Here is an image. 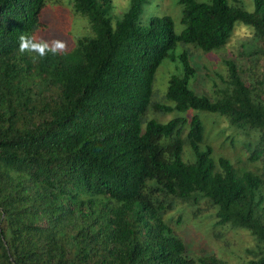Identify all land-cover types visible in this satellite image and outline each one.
<instances>
[{
  "label": "trees",
  "instance_id": "1",
  "mask_svg": "<svg viewBox=\"0 0 264 264\" xmlns=\"http://www.w3.org/2000/svg\"><path fill=\"white\" fill-rule=\"evenodd\" d=\"M145 1L113 21L111 0H71L93 36L34 62L18 37H37L46 0H0V264H229L188 256L165 218L178 204H203L216 227L248 231L247 264H264V0L251 13L227 0H179L180 33L168 16L143 26ZM236 23L253 29L248 65L225 61L210 96L196 94L184 47L218 50ZM165 60L181 73L153 102ZM188 110L225 117L244 145L255 139L249 168L201 149L197 115L148 117Z\"/></svg>",
  "mask_w": 264,
  "mask_h": 264
},
{
  "label": "rangeland",
  "instance_id": "2",
  "mask_svg": "<svg viewBox=\"0 0 264 264\" xmlns=\"http://www.w3.org/2000/svg\"><path fill=\"white\" fill-rule=\"evenodd\" d=\"M179 0H146L142 6L140 22L143 26L148 24L151 16H168L173 21V28L176 33L183 29L181 15L183 7ZM207 2L209 0H196ZM231 5H240L247 12H253V0H227ZM236 1V2H235ZM112 8L109 16L112 20L119 19L130 7L131 0H111ZM44 27L36 32L37 38L45 39L60 38L66 41L67 49L71 50L76 40L83 37H92V31L87 20L72 12L71 0H46L45 6L40 16ZM253 29L250 26L236 23L232 35L226 45L218 50L204 53L192 46L184 47L191 53L190 64L196 70V76L190 80L189 87L198 95L210 96V79L218 80L219 76L226 74L224 62L234 61L237 66L245 67L248 65V58L244 55L250 51L254 44L251 36ZM180 45L175 50L178 55L182 49ZM181 65L179 61L165 60L157 69L153 84V102L163 103L159 100L166 93L168 80L172 75H180ZM197 115L202 122L205 130L204 143L201 149L209 146L212 149V157L226 158L234 166L249 168L244 164V159L250 154L254 140L248 144L240 136L235 135V129L229 126L225 117L207 112H197L188 110L184 113L172 111L169 113L148 114L149 119H154L160 123H167L174 118H185L189 120ZM233 133L235 141L229 138ZM252 132V133H251ZM251 136L257 137L256 131H251ZM242 135V133H241ZM188 149L184 148V157ZM195 212V207L190 208L184 204H178L174 210L166 215V221L174 233L179 236L187 246L188 256L192 259L207 258L216 255L218 259L229 264H247L253 255L249 250L254 249L253 238L244 229H229L228 226L216 227L215 218L210 208L203 207ZM180 216L179 223L176 219ZM175 234V235H176Z\"/></svg>",
  "mask_w": 264,
  "mask_h": 264
},
{
  "label": "clouds",
  "instance_id": "3",
  "mask_svg": "<svg viewBox=\"0 0 264 264\" xmlns=\"http://www.w3.org/2000/svg\"><path fill=\"white\" fill-rule=\"evenodd\" d=\"M67 43L60 38L45 39L37 38L26 34H21L18 37V51L20 54H34L32 59L43 60L48 57L61 55L66 52Z\"/></svg>",
  "mask_w": 264,
  "mask_h": 264
}]
</instances>
